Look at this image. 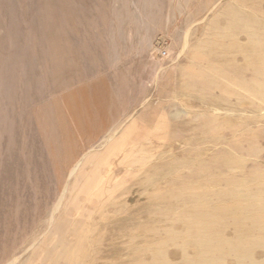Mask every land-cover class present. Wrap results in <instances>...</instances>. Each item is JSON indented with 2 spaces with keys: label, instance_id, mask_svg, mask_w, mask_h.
Listing matches in <instances>:
<instances>
[{
  "label": "rangeland",
  "instance_id": "374dc122",
  "mask_svg": "<svg viewBox=\"0 0 264 264\" xmlns=\"http://www.w3.org/2000/svg\"><path fill=\"white\" fill-rule=\"evenodd\" d=\"M230 8L264 20V0H0V264L147 261L146 221L190 205L174 191L219 189L229 155L264 171V103L182 49Z\"/></svg>",
  "mask_w": 264,
  "mask_h": 264
},
{
  "label": "bare ground",
  "instance_id": "6f19581e",
  "mask_svg": "<svg viewBox=\"0 0 264 264\" xmlns=\"http://www.w3.org/2000/svg\"><path fill=\"white\" fill-rule=\"evenodd\" d=\"M221 17L225 23H210L205 37L197 39L194 45L185 39L182 49L195 50L205 57L221 55L215 58L224 61L209 66L217 72L232 74L243 88L246 95L233 92L235 104L247 102L254 108L251 97L264 103V20L235 8ZM246 72L251 75L248 80L239 76ZM199 80L208 84L205 74ZM221 89L227 91L226 87ZM208 121H204V126ZM221 161L226 173L208 176L223 186L186 194L176 190L173 194L184 195L190 205L182 212L169 210L146 221L148 234L162 233L163 237L156 238L147 261H142L140 247L130 251L138 264H264V171L254 170L249 178H238L234 170L247 164V159L229 155ZM196 163L207 167L209 162ZM250 178L252 181L248 182ZM166 246L176 251L179 259L166 257Z\"/></svg>",
  "mask_w": 264,
  "mask_h": 264
}]
</instances>
